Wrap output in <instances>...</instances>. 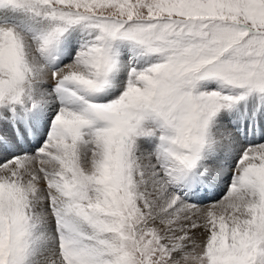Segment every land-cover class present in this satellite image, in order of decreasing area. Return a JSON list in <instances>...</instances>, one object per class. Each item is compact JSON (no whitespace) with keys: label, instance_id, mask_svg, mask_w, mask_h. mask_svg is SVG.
<instances>
[{"label":"snow or ice","instance_id":"snow-or-ice-1","mask_svg":"<svg viewBox=\"0 0 264 264\" xmlns=\"http://www.w3.org/2000/svg\"><path fill=\"white\" fill-rule=\"evenodd\" d=\"M0 264H264V0H0Z\"/></svg>","mask_w":264,"mask_h":264}]
</instances>
